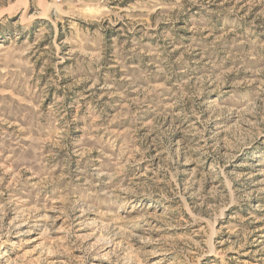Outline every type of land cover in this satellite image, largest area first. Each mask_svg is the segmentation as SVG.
<instances>
[{"label": "rangeland", "instance_id": "1", "mask_svg": "<svg viewBox=\"0 0 264 264\" xmlns=\"http://www.w3.org/2000/svg\"><path fill=\"white\" fill-rule=\"evenodd\" d=\"M0 264H264V0H0Z\"/></svg>", "mask_w": 264, "mask_h": 264}, {"label": "bare ground", "instance_id": "2", "mask_svg": "<svg viewBox=\"0 0 264 264\" xmlns=\"http://www.w3.org/2000/svg\"><path fill=\"white\" fill-rule=\"evenodd\" d=\"M44 225V224H43ZM25 231V230H24Z\"/></svg>", "mask_w": 264, "mask_h": 264}]
</instances>
